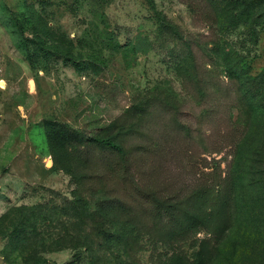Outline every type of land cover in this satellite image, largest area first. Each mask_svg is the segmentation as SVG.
Instances as JSON below:
<instances>
[{"label": "rangeland", "instance_id": "1", "mask_svg": "<svg viewBox=\"0 0 264 264\" xmlns=\"http://www.w3.org/2000/svg\"><path fill=\"white\" fill-rule=\"evenodd\" d=\"M260 73L264 0H0V264H264Z\"/></svg>", "mask_w": 264, "mask_h": 264}, {"label": "trees", "instance_id": "2", "mask_svg": "<svg viewBox=\"0 0 264 264\" xmlns=\"http://www.w3.org/2000/svg\"><path fill=\"white\" fill-rule=\"evenodd\" d=\"M262 77L264 80V74L260 73L258 75V77L256 78V80L254 79L251 82V85H252L251 89H254L256 87V85L258 87L259 82L257 83V79L259 80V78H261V80H259L261 83ZM242 84H244V83H242ZM255 91H258V90H255ZM248 94L250 95L252 93H251L250 89L247 87L246 95H248ZM259 98L264 99V95H263V97L260 96ZM46 128H47V133H48V137H49L51 144L59 143L60 141L64 142L65 140H71V138L76 139V140L78 139L81 142H83V140H84V137L82 135H80L79 133L71 134L70 131H66V127L60 123L47 121ZM95 141L101 148L116 149L122 154V156L129 154L127 149H124V147L111 136L97 137L95 139ZM246 142H247V140L243 139L242 143L239 145V148L245 147ZM202 192L203 191H197L193 195L189 196L186 200H184V202L187 201L186 207L180 208V211L183 213L182 215L185 216L186 221L188 223V226H190V227H192V224L194 225L198 221V217L200 214H205L204 212H205L206 206H209L208 202L206 200V196L210 195L209 191L204 192V193H202ZM77 204L81 205L79 197H77ZM178 205H179V203H177V206ZM171 206L175 207L176 205L170 203L166 207L167 211H172ZM207 211H208L207 217L210 218L213 210L211 208H209V209H207ZM95 215H98V214L95 212ZM205 222H207V224H209L211 226H215L214 225L215 223L212 219H208ZM95 228H96L95 229L96 234L103 235L106 238L113 237V234L110 231V229L108 227H105V225L102 224L100 221H99V224H97Z\"/></svg>", "mask_w": 264, "mask_h": 264}]
</instances>
